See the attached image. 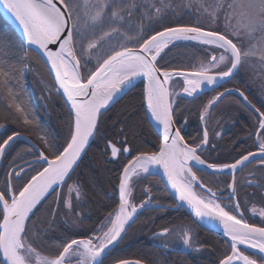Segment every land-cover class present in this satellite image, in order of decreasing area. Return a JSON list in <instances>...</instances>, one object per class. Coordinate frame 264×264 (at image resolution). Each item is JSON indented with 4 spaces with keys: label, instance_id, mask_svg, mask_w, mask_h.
<instances>
[{
    "label": "snow or ice",
    "instance_id": "1",
    "mask_svg": "<svg viewBox=\"0 0 264 264\" xmlns=\"http://www.w3.org/2000/svg\"><path fill=\"white\" fill-rule=\"evenodd\" d=\"M183 6L188 10L195 9L198 19L192 26L164 25L163 30L153 34V24L163 25L169 11L176 14L173 0H0V7L5 10V14L18 22L29 49L34 47L47 58L54 71L57 90L62 91L73 113L69 138L62 151L51 152L48 140L41 137L53 157L49 160L43 151L37 153L47 167L42 171L33 168L35 175H29L19 165L9 170L4 187L0 190V256L4 264H71L73 259L76 264H104L110 248L123 239L126 225L130 226L129 221L137 212V206L129 200L133 178L151 174L150 165L163 166L172 188L177 190L178 199L187 201L197 217L208 216L222 223L232 244L231 254L220 264H257L256 259L240 251L239 245L257 249L264 260V227H254L230 214L216 203L215 193L211 189L207 191L209 197L213 198H201L195 194L192 185L197 177L189 167L192 161L216 171L230 170L232 180L228 187L231 195L235 196L237 170L243 171L248 163L255 161L257 155L260 157L259 166L264 170V111L261 110L264 105L257 107L240 89H225L203 106L200 116L202 121L210 117L209 110L217 102L235 92L255 117L256 130L250 135L257 141L259 149L258 153H242L230 164L207 163L198 154V149L209 145L207 127H204L198 142L189 143L185 140L181 129L176 127L175 101L172 97L178 94L169 88L173 76L183 77V93L194 97L204 88L222 86L221 82L235 79L242 70H246L264 90V0H186ZM137 13L141 20H148L147 28L142 23L138 27L133 26L132 20ZM200 18L206 19L202 23ZM220 21L223 22V31L215 27ZM129 32L135 34L129 35ZM113 39L118 41L115 45L112 44ZM119 40L133 41L137 47L130 48L127 43H119ZM181 40L212 46L214 50H219V54L212 55L208 63H201L199 69L192 73L158 67L161 53L170 44ZM50 45H56V48ZM26 57V51L21 55L14 41L0 33V89L8 92L9 98L13 100L12 106L21 114H24V109L15 103L16 96L9 84L20 72L17 63L26 66ZM93 58L96 60L94 70L87 67ZM14 60L17 63H13ZM138 77L146 78L147 82L143 93L146 114L162 129L159 150L151 154L140 153L123 166L118 178L119 206L108 213L99 228L93 229L90 235L83 238L65 239L54 255H42L38 250L44 246L41 243L43 233L39 230L41 221L33 223V217L39 210L38 205L51 193L56 199L48 212L47 223L49 227L55 224L61 203L56 188L62 185H67L63 198L65 210L74 211L73 197L78 200L82 188L78 183L69 185L68 182L79 167L78 161L90 139L99 136L105 141L106 157L110 155L111 158H118L130 152L131 149L126 146L127 134L135 135V125H117L121 139L116 140L105 134L107 129L101 126V117L103 111L109 109L114 97L133 86ZM24 122H30L27 116ZM214 135L219 137L221 133L216 132ZM12 140L14 137L9 136L0 142V159ZM13 162L16 163L15 160ZM13 176L17 180H25L19 189L11 184ZM250 176L253 180L257 179L255 173H250ZM246 182L252 183V180L246 179ZM145 206L142 203L139 207ZM239 206V201H234L233 207L238 209ZM253 211L256 209L253 208ZM260 214L264 215V210ZM64 222L68 223L67 220ZM72 224L76 226L77 222L73 221ZM171 231L164 228L156 235L167 238ZM182 231V244L191 248L190 232ZM161 246L164 249L169 247L163 239ZM193 250L199 251L198 248ZM118 264L145 262L124 259ZM152 264L158 262L153 261Z\"/></svg>",
    "mask_w": 264,
    "mask_h": 264
},
{
    "label": "trees",
    "instance_id": "2",
    "mask_svg": "<svg viewBox=\"0 0 264 264\" xmlns=\"http://www.w3.org/2000/svg\"><path fill=\"white\" fill-rule=\"evenodd\" d=\"M174 7L180 3L181 7L175 8V15L169 11L168 15L164 17L163 25L153 24L151 26L152 33L163 29L164 25H193L194 20L192 14L183 6L184 0H173ZM182 21H185L182 23ZM143 24L145 28L148 27L147 19H140L139 13L132 20L134 27ZM127 30V29H125ZM0 33L6 34L10 37L18 51L27 52V57L24 61L26 66H21L20 72L14 79L11 80L9 88L15 93V103L20 104L24 109V114L17 112L13 107V100L9 98L8 92L0 89V126H5L0 133V142L5 140L7 136L14 132H22L36 141L43 149V143L33 135L35 132L47 134L49 136L48 143L50 148L58 146L59 151L63 149L66 140L69 137V131L72 124V116L64 103L63 99L58 93L52 89H46L42 85L44 82L46 65L40 55L32 49H28L23 40L15 32V30L8 24L0 15ZM23 45V49H21ZM137 45V44H136ZM136 45L128 44L133 47ZM218 50H214L212 46H205L196 43L177 44L169 48L158 61V66L163 69H195L198 64L209 59L210 55ZM96 64L92 63L91 69L94 70ZM31 67L32 69H29ZM29 69V70H27ZM240 74V73H239ZM238 74V75H239ZM236 76V81L226 84V86H239L249 99L261 107L263 105L256 95L255 91L248 86V81ZM217 91L208 92L201 97L193 99L179 98L175 106V116L177 124L179 125L184 135H189L192 141L198 142L203 134L201 125V111L203 106L210 100ZM144 83L139 82L128 93H126L120 100H118L111 108H109L101 117V126L107 129L106 135L109 138L120 140L119 127H127L135 125L133 131L135 135H128V146L131 150L128 155L120 156L118 159L111 158L110 155L106 157L105 141L99 136L96 137L88 148L76 168L72 177V182L78 183L82 188V195L77 198L73 197L74 211L66 212L63 203L59 206V215L56 218L54 225L49 227L46 223V228H40L43 233V240L41 243L43 247L38 250L48 254L54 255L58 246L64 242L65 239L83 238L92 233L93 229H97L98 225L108 216V213L116 209L119 204L118 183L119 176L122 173L123 166L134 156L144 152H155L160 147L161 137L150 122L146 114V107L143 100ZM40 94L44 96V101ZM59 97H58V95ZM41 98V99H40ZM226 101H221L214 107L211 118L208 120L207 129L210 138L209 145L205 147V159L211 163L223 164L234 162L236 158L243 153L253 149V136L250 133L256 130L255 117L251 111L244 105L238 95L233 94L226 96ZM229 99V100H228ZM9 101V104L6 102ZM10 107L11 113L6 108ZM264 111V108L261 109ZM13 113V114H12ZM27 116L29 123H25L24 119ZM221 117L224 120L233 121L234 124L230 126L221 136L216 137L214 134L218 131L217 119ZM186 119V121H185ZM2 121L5 124H2ZM23 121V122H21ZM21 124V125H20ZM46 134L44 136H46ZM52 135L55 137L52 138ZM56 143V144H54ZM212 145H215L213 148ZM119 146V145H118ZM22 147V154L31 157L36 154V151L26 142L17 140L11 149ZM10 149V151H11ZM7 155V154H6ZM203 155V154H201ZM203 172V171H200ZM206 173V172H205ZM209 174V173H208ZM210 176H225L230 178V175L210 174ZM153 178H156L154 181ZM151 182L135 181L132 185L131 204L138 205L141 200H144L145 188H152L156 192L155 197L160 200L163 205L170 204L175 206L176 202L161 179L152 175ZM69 181V182H71ZM247 194L251 199H256L255 202L264 206V194L259 189H254L253 193ZM58 192V188L56 189ZM56 199L55 195L49 194L41 205L38 206L39 212L48 200ZM232 206V202H231ZM230 209H233L232 207ZM49 212V211H48ZM79 214V217L77 216ZM43 219L49 220L48 213ZM67 220L68 223L64 221ZM250 223L264 226V218L254 217L248 215ZM76 221V226L72 222ZM194 223L190 214L182 207L176 209L155 207L149 210H141L135 217L133 223L127 230L122 239V244H129L127 248L112 252L109 257L106 256V262L110 260H119L125 258L140 259L148 264L157 261L158 264H219L220 261L230 253V245L219 235L206 231L198 225H195L200 230V241L207 247L205 253H197L194 251L179 252L169 251L164 252L157 246L152 244L150 235L158 228H164L176 223ZM35 246V245H34ZM250 254L260 258L261 255L247 250ZM0 264L2 261L0 259Z\"/></svg>",
    "mask_w": 264,
    "mask_h": 264
},
{
    "label": "flooded vegetation",
    "instance_id": "3",
    "mask_svg": "<svg viewBox=\"0 0 264 264\" xmlns=\"http://www.w3.org/2000/svg\"><path fill=\"white\" fill-rule=\"evenodd\" d=\"M235 83L238 84L237 82H235ZM42 85H44V87L47 90L52 89L54 91V83L52 82L51 77L47 72H45L44 82L42 81ZM228 87H230V86H228ZM236 87H239V86L236 85ZM58 97H59V95H58ZM223 100L226 101V99H224V98L222 99V101ZM177 121L178 120H176V124H177ZM185 121H186V119H185ZM177 126L179 127L178 124H177ZM181 132H182V130H181ZM216 132H219V131H216ZM223 133L224 132H222L221 135ZM183 136L185 137V139L189 143L196 142V141H192L188 134H187V137L184 134H183ZM209 138H210V135H209ZM253 142H254V144H253L254 146H253L252 150H255V149H257V144H256L255 138H253ZM204 148H202L199 151V154L200 155L203 154L201 156L205 159L204 156H206V151ZM10 149L11 148H9L7 150V152H6L7 155L6 154L4 155L2 165H1V169H0V188H1V190L4 187L5 179L9 173L10 168H15V167H17V165H19L20 167H24L25 171H27L29 175H34L36 173V171H39L43 167L40 162L26 163L25 165H23V163L30 161L31 159L37 157V155L27 157V155L22 154L21 147H19L17 149H11V151H10ZM252 150H250V151H252ZM16 156H18L19 158L17 159ZM20 157H23V159H20ZM14 160L16 161V163L13 162ZM29 165H32L33 167H29ZM33 168L36 171H34ZM250 173H255V177L257 179L253 180V178L250 176ZM196 174L199 176L201 182L207 188L209 187L213 193H215V197H217L216 199L218 201H220L221 203H223L227 208H229V209L231 207L233 208L234 201H239L246 218H248V215H251L254 217H260L262 219L264 218V215H261V214L256 215V214L252 213V210H251L252 208L264 210V206L255 202L256 199H251L247 194L248 188H252V189H249L250 193H253L254 189H259L264 194V179H261V177H264V170H262L260 168L259 160L250 163L249 165H247V167H245L243 169V171H239L235 175V177H236V195L235 196L231 195V189H229V187H228V184L232 180L231 175H230V178H226L225 176H210V174L205 173V172H200V171H196ZM21 175H23V173ZM151 179H152V175L144 174L141 177H137V179L135 181L139 180L142 182H151L152 181ZM155 179L156 178H153L154 181H156ZM157 179H158V177H157ZM246 179L252 180V183H247ZM23 183H25V180H17L14 176L12 177L11 184L13 185V187L15 189H19ZM73 183L74 182H72V181L68 182L69 185H71ZM198 190L200 192L204 193L205 195L209 196V194L206 193L204 190H202V189H198ZM66 192H67V185L63 186V188L57 192V193H59V195L61 197V203H63V198H64V195ZM145 195H146L145 199L141 200L140 203L150 202V204H151V205L147 204V208L145 210L155 208V204H160V200L155 197L156 192H154V190L152 188L146 187L145 188ZM231 202H232V206H231ZM51 204H52V200H48L47 203L43 206L42 210L39 212H36L35 217H33V223H35L36 221H41V223L39 224V230H40V228H42V229L46 228V223L48 220H46L47 218L43 219L42 217L46 213H48L49 208L51 207ZM166 205L170 206V204H166ZM63 207H64V205H63ZM100 224L98 225V228H99ZM179 224L187 225L188 229L190 230V232L192 234V245L193 246L191 248H188V249L182 248L181 246H169L167 249L162 248L161 241H160L161 237L157 236L156 234L159 233L164 228L172 229L174 226L179 225ZM192 227H193L194 231L192 230ZM164 228H158L150 235V238L152 240V244L154 246L159 247L164 252H169V251L189 252V251H194L193 249H195V248H198L199 251H194V252H197V253H205L206 252L207 247H205L200 241V230L194 223H192V222L176 223V224H172V225H169L167 227H164ZM128 246H129V244H122V240H121V242L118 244V246L110 251V253L108 254V257L110 255H112L111 254L112 252H115L117 250L118 251L122 250L124 248H127ZM106 259L107 258L105 257L104 264H113L114 262L121 260V259H119V260L113 259V260H110V262H108V261L106 262ZM256 259L261 261L260 258H258V257H256Z\"/></svg>",
    "mask_w": 264,
    "mask_h": 264
},
{
    "label": "water",
    "instance_id": "4",
    "mask_svg": "<svg viewBox=\"0 0 264 264\" xmlns=\"http://www.w3.org/2000/svg\"><path fill=\"white\" fill-rule=\"evenodd\" d=\"M0 15L2 16V18H3L8 24H10V25L12 26V28H13V29L15 30V32L19 35V37H21V39L23 40V42H24V44L26 45V47L29 49L28 45H27L26 42L24 41L23 33H22V31H21L19 25L15 22V20L11 17V15L5 14V10H4L2 7H0ZM179 26H190V25H179ZM183 43H196V44H200V43L197 42V41H191V40H181V41H176V42H174V44H170L169 47L166 48V49L161 53V56L158 57V61H159V59L163 56V54H164V53H165L170 47H172V46H174V45H177V44H183ZM201 45H202V44H201ZM50 47H52L53 49H55V48H56V45H50ZM32 50H34L35 52H37V53L40 55V57L42 58V60L45 62L46 66H47V68H48V70H49V72H50V74H51V76H52V78H53V80H54V83H55V85H56V89H57L58 86H57L56 81H55V79H54V71L51 69L50 63L47 61V58H46L45 56H43L42 53H40V52H38L37 50H35L34 47L32 48ZM164 70L173 71V72H175V71H183V72H187V73H192V72L197 71V70H185V69H164ZM177 79L180 80V81L182 82V87H181V90H180L179 95H180V97L185 98V99H193V98H196V97L201 96V95H203V94H205V93H207V92H210V91L216 90V89H218L219 87H221V86H210V87L204 88L202 91L199 92L198 95H196V96H194V97H188L186 94L183 93V87L185 86L184 83H183V77H180V76H173V78L169 81V88H170V91H172V90L174 89L175 84H176L175 81H176ZM140 81H144V87L146 88V83H147V82H146V78H144V77H138V78H136V79L134 80V82H133V86H131V87L128 88V89H125L122 93H119V94H117L116 97H114V101L110 102V104H109V108L112 107V106H113L118 100H120V99H121L126 93H128V92H129V91H130V90H131V89H132V88H133L138 82H140ZM227 82H228V81L221 82V85H223V84H225V83H227ZM228 89H233V90H234V89H238V88H236V87H231V88H228ZM57 91H58V90H57ZM223 91H224V90H223ZM58 93H60V95L62 96V98H63V100H64V102H65V104L67 105L68 109L70 110V104H69V102H67L66 97L63 96L62 91H58ZM234 93H235V92H234ZM172 99H173V97H172ZM145 106H146V104H145ZM70 111H71V110H70ZM102 111H103V110H102ZM104 112H106V111H103V113H104ZM71 113H72V112H71ZM72 115H73V113H72ZM148 117H149V119H150L152 125H153L154 128L157 130V132L159 133L160 137L162 138V129H161L158 125H156V124L153 122V120H152V118H151L150 115H148ZM176 127H177V125H176ZM181 134H182V133H181ZM10 136H13V137H14V140L10 141V142H9V145H10L11 143H13V142H14L15 140H17V139H22L23 141H25V142H27L28 144H30V145H31V146L37 151V153L40 152V151H43V150L39 147V145H38L36 142H34L29 136H27V135L24 134V133L17 132V133H13V134L10 135ZM92 141H93V139H90V141H89V145L86 147L85 152L81 154V159L83 158V156L85 155L86 151H87L88 148L90 147ZM65 147H66V146H65ZM7 148H8V147H6V149H7ZM199 150H200V149H198V151H199ZM252 152H257V153H258V152H259V149L254 150V151H252ZM44 154H45V153H44ZM149 154H151V153H149ZM198 154H199V153H198ZM45 155H46V154H45ZM199 155H200V154H199ZM48 158H49V160L52 159L51 157H48ZM134 158H135V157H134ZM134 158H132L131 160H133ZM201 158H202V157H201ZM2 159H3V158H2ZM2 159H0V166H1V163H2ZM81 159L78 161V164L80 163ZM114 159H117V158H114ZM202 159H203V158H202ZM257 159H260L259 155H257V157H256L255 160H257ZM37 161L42 162V163L44 164V167H47V164H46L44 161L40 160L39 156L36 157V158H34V159H31V160L28 161V162L23 163V165H25L26 163H35V162H37ZM207 163H210V162L207 161ZM229 164H230V163H229ZM153 166H154V170H153L152 173H153V174H156V175L162 180L163 184L165 185V187L167 188V190L169 191V193L171 194V196H172V197L174 198V200L176 201L177 206L182 207L183 209H185V210L191 215V217L193 218V220H194V221H195V222H196L201 228H203V229H205V230H207V231H210V232H212V233H215V234L221 236V237H222L223 239H225V241H227V243L231 246V244H232L231 238H230L228 235H226L222 223H221L218 219H213V218H210V217H208V216L197 217V216L195 215V213H194L192 207L187 203V201H180V200L178 199V193H177V190L174 189V188H172L171 183H170V181L168 180V177H167V175H166V173H165V170H164L163 166H162V165H153ZM44 167H43V168H44ZM189 167H191L192 172H194V171H193V168H198V169H200V170H203V171H205V172L212 173V174H231V175H232V173H231L230 170L225 169V170H223V171H216V170H213V169H209V168H207L206 165H199V164H196L195 162H192V161L189 162ZM43 168H42L41 170H39V171H42ZM237 171H238V170H237ZM237 171H236V172H237ZM236 172H235V173H236ZM196 183H197L199 186L203 187V186L198 182V180L196 181ZM62 187H63V185L60 186V187H58L59 190H61ZM118 196H119V191H118ZM129 200H130V197H129ZM130 203H131V201H130ZM118 206H119V205H118ZM139 210H140V207L137 208V212H138ZM137 212L134 214L133 219H132L131 221H129V225L132 224V222H133V220H134V218H135ZM237 219H238V218H237ZM244 222H246V221H244ZM246 223L249 224V225H252V226H254V227H258V228H261V227H262V226H257V225L250 224L249 222H246ZM128 228H129V226L126 225V231H127ZM125 233H126V232H125ZM125 233L122 234V237H124ZM120 241H121V240H120ZM120 241L117 242L116 245H115L114 247H116V246L120 243ZM114 247H111V248H110V251H111ZM239 248H243V249L249 250V251H251V252H253V253H256V254L261 255V254L258 252L257 249L250 248V247H248L247 245H239ZM230 254H231V253H230ZM230 254H229V255H230ZM42 255L48 256V255H46V254H42ZM0 259H1L2 263L4 264V261H3V257H2V256H0ZM123 260H124V259H123ZM126 260H132V261H135V260H137V259H126ZM141 261H142V260H141ZM74 263H75V262H74ZM113 264H118V262H115V263H113ZM145 264H147V263H145ZM237 264H242V262H237Z\"/></svg>",
    "mask_w": 264,
    "mask_h": 264
},
{
    "label": "rangeland",
    "instance_id": "5",
    "mask_svg": "<svg viewBox=\"0 0 264 264\" xmlns=\"http://www.w3.org/2000/svg\"><path fill=\"white\" fill-rule=\"evenodd\" d=\"M185 2H186V0H184ZM145 2H149V0H145ZM179 4V6L178 7H181V4L180 3H178ZM176 8V7H175ZM188 10V9H187ZM191 14H192V16H193V20H194V23L196 22V20L198 19V17H197V15H196V12H195V9H192V10H188ZM201 19V21H202V23L204 22V20L206 19V18H200ZM185 21H182V23H184ZM205 27H207V24L205 23V25H204ZM215 27H218L221 31H223V22L222 21H220V22H218L217 23V25H215ZM135 33H133V32H129V35H134ZM118 41H117V39H113L112 40V44L113 45H115L116 43H117ZM119 43H121V44H124V43H127V45L128 44H131L132 43V45H136V43L135 42H133V41H124V40H119ZM92 63L93 64H96V60H95V58H93L92 60H91V62L87 65V67L89 68V69H91V67H92ZM202 63V62H201ZM201 63H199L198 64V67L200 66V64ZM206 63H208V62H206ZM205 63V64H206ZM84 68V67H83ZM29 69H32L31 67H29ZM29 69H27V70H29ZM241 76H243V78H244V80L246 79V81H248V86L249 87H251V89H253V91H255L256 93H255V95H256V97L260 100V101H262V103H263V105H264V90H262L261 89V87H260V84H259V82L258 81H254L253 80V78H252V75H251V73L250 72H248V71H246V70H242L241 72H240V77ZM176 81H178V79L176 80ZM175 81V82H176ZM181 83V82H180ZM175 90V89H174ZM175 93H176V91H174ZM40 97L42 98V94H40ZM175 97V96H174ZM40 98V99H41ZM42 100V102L44 101V99L42 98L41 99ZM209 101V100H208ZM208 101H207V103H208ZM7 104H9V101H7L6 102ZM206 103V104H207ZM7 109V111H9V114L11 113V108L10 107H8V108H6ZM212 109V108H211ZM211 109L209 110V112L211 111ZM13 114V113H12ZM207 118L208 117H206L205 119L207 120ZM21 122H23V121H21ZM2 124H5V122L4 121H2ZM27 124V123H26ZM232 124V122L231 121H229V120H224V119H222L221 117H219L218 119H217V126L219 125V128H218V131H219V133H222L223 131H225L230 125ZM21 125V124H20ZM4 127L5 126H0V133L3 131V129H4ZM46 134V133H45ZM45 134H41V133H38V132H35L33 135H35L42 143H43V141L41 140V137L43 136V137H46V139H48L49 138V136H47V134H46V136H44ZM1 135V134H0ZM53 137H55L54 135H52V138ZM54 144H56V143H54ZM48 145H49V143H48ZM43 146H45V144L43 143ZM50 146V145H49ZM49 150V149H48ZM59 151V148H58V146H55L54 148H51V152H58ZM49 154H50V152L49 151H47ZM51 155V154H50ZM16 158L18 159L19 157L18 156H16ZM134 178H136V177H134ZM133 178V179H134ZM197 193H199V194H201L204 198H210L209 196H207V195H205L204 193H202V192H200V191H198L197 190ZM212 198V197H211ZM252 210V213H254V214H256V215H259L260 213H261V210H263V209H256V211H253V208L251 209ZM182 230H187V231H189L190 232V230L188 229V227H187V225H183V224H179V225H176V226H174L173 228H172V231L169 233V235L167 236V238H160V241H162V239L164 240V242L165 243H167L169 246H181L182 248H185V249H188V247H185L183 244H182V235H183V231ZM192 230H193V227H192ZM194 231V230H193ZM192 231V232H193ZM190 234H191V232H190ZM191 237H192V234H191ZM193 246V245H192ZM75 260V259H74ZM73 261V260H72ZM71 261V262H72ZM72 264H76V262L75 263H72Z\"/></svg>",
    "mask_w": 264,
    "mask_h": 264
},
{
    "label": "bare ground",
    "instance_id": "6",
    "mask_svg": "<svg viewBox=\"0 0 264 264\" xmlns=\"http://www.w3.org/2000/svg\"><path fill=\"white\" fill-rule=\"evenodd\" d=\"M17 24H18V22L17 21H15ZM153 120V119H152ZM153 122L157 125V123L153 120ZM154 170V166L153 165H150V172L151 171H153ZM192 191L195 193V194H197L198 196H199V194L196 192V190H195V188H194V186L192 185ZM202 198V197H201ZM216 203H219L217 200H216ZM220 204V203H219Z\"/></svg>",
    "mask_w": 264,
    "mask_h": 264
}]
</instances>
